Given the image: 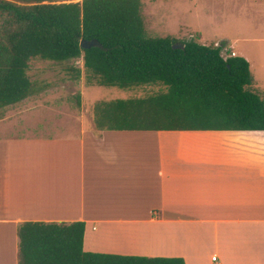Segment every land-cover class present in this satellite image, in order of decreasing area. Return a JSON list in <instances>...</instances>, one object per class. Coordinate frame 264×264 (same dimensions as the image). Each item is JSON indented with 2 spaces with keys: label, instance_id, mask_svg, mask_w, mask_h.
Here are the masks:
<instances>
[{
  "label": "crops",
  "instance_id": "obj_1",
  "mask_svg": "<svg viewBox=\"0 0 264 264\" xmlns=\"http://www.w3.org/2000/svg\"><path fill=\"white\" fill-rule=\"evenodd\" d=\"M158 1L142 0L143 8ZM165 1L206 9L233 0ZM247 1L257 6L259 32L240 40L256 44L262 71L264 0ZM219 43L250 69L247 54ZM47 93L2 111L0 249L10 244L16 256L24 222H82L85 252L264 264L262 131H99L82 102Z\"/></svg>",
  "mask_w": 264,
  "mask_h": 264
},
{
  "label": "trees",
  "instance_id": "obj_2",
  "mask_svg": "<svg viewBox=\"0 0 264 264\" xmlns=\"http://www.w3.org/2000/svg\"><path fill=\"white\" fill-rule=\"evenodd\" d=\"M50 2L0 0V118L4 108L41 92L27 75L31 59H80V69H66L72 81L162 89L95 103L96 130L264 133V101L251 89L249 65L242 57L224 58L225 44L148 36L142 0ZM81 40L100 46L84 50ZM16 235L17 264H184L181 258L85 252L82 222H24Z\"/></svg>",
  "mask_w": 264,
  "mask_h": 264
},
{
  "label": "rangeland",
  "instance_id": "obj_3",
  "mask_svg": "<svg viewBox=\"0 0 264 264\" xmlns=\"http://www.w3.org/2000/svg\"><path fill=\"white\" fill-rule=\"evenodd\" d=\"M72 1L52 0L50 3L61 4ZM209 3L208 7L211 9L208 7L199 9L198 5L190 2L179 3L164 0L155 2L151 8H142V18L148 36L158 38L172 35L178 40L188 41L191 34H198L200 38L197 42L203 45L214 43L219 45V41L227 39L228 45L234 52L238 55L244 53L249 56L253 80L252 89L261 97L264 93V85L261 79L264 77V69L259 71L261 66L258 64V55L254 47L256 44L245 43L240 40L248 35L255 36L259 32L258 21L251 18L258 13L256 4L247 0L212 1ZM235 39H238L237 43L234 41ZM227 51L229 50L226 48L222 49L221 54L223 53L224 58L227 57L224 53L230 55ZM67 68L80 69V59L64 63L31 59L27 75L38 88H41L40 93L49 91L51 99L66 97L78 107L82 102L85 113L89 115L92 128H95L92 119V107L95 103L116 99L141 98L162 90L157 86L118 89L86 85L82 78L79 81H72L66 72ZM12 248V245L7 244L6 248L0 249L2 253H6L4 256L7 258L6 264H17L16 256L12 255Z\"/></svg>",
  "mask_w": 264,
  "mask_h": 264
},
{
  "label": "water",
  "instance_id": "obj_4",
  "mask_svg": "<svg viewBox=\"0 0 264 264\" xmlns=\"http://www.w3.org/2000/svg\"><path fill=\"white\" fill-rule=\"evenodd\" d=\"M99 46L100 45L96 40H90V41L81 40L80 41V47L84 50L90 49L92 47H99Z\"/></svg>",
  "mask_w": 264,
  "mask_h": 264
},
{
  "label": "built area",
  "instance_id": "obj_5",
  "mask_svg": "<svg viewBox=\"0 0 264 264\" xmlns=\"http://www.w3.org/2000/svg\"><path fill=\"white\" fill-rule=\"evenodd\" d=\"M212 262H213V264H220V263L217 261L216 257H212Z\"/></svg>",
  "mask_w": 264,
  "mask_h": 264
}]
</instances>
